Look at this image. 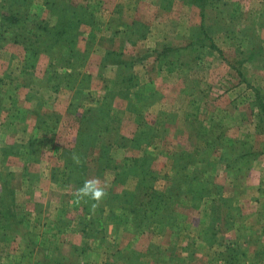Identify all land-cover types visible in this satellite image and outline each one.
<instances>
[{
    "label": "rangeland",
    "instance_id": "1",
    "mask_svg": "<svg viewBox=\"0 0 264 264\" xmlns=\"http://www.w3.org/2000/svg\"><path fill=\"white\" fill-rule=\"evenodd\" d=\"M99 1L73 0L72 3L83 4L82 12L86 11L87 16L90 18L91 26H84L90 28L89 32L91 31L92 34L91 39L89 38L90 42L87 43V48L91 47V50H93L94 46L100 43L105 49V55H102L101 58L99 54H96L91 59V51H89L85 63L82 65V62H80L81 66L76 71H70V73L74 75L85 74L90 78V96L87 99L90 102L93 99L102 100L106 94V88L117 78L116 57L124 60L142 61L133 67L134 75L137 77L136 82L140 83L142 87L156 90L160 96L155 100H150L148 106L139 103L137 116L136 113L127 110L129 106L126 102L123 100L116 101L115 119L120 126V135L128 139H133L136 133L143 129L145 132L157 134L153 145L142 144L143 151L153 152L157 157L152 162V168L147 179L149 182L146 185L151 186L154 190H165L164 188L169 184L168 176L179 177L176 172L171 171V156L181 150L200 153L204 139L197 137L198 132H202V129L209 130L214 126L215 135L218 136L224 133L227 138L232 140H246L247 148H252L256 153H262L245 181L246 190L243 188L239 191L243 192L240 197V205L245 215L242 224L247 228L259 229L260 233L264 231V193H262V190L259 191L260 188L264 191V122L261 121L263 114L260 113V106L256 103L258 97L256 92L259 93L261 101H264V54L254 61H249L243 65L239 64L241 58H243L241 54L247 46V41L242 34L259 37L263 41L264 47V18L260 19V16L264 14V0H229L237 5L235 11L243 14V16L240 14L242 21L230 24L229 32H226L227 28L224 27L227 26L226 23L221 24L224 23L225 18H222L221 22L214 23L211 21L209 26H213L214 30L211 33L214 40L209 43V46L214 44L215 48L208 47L203 50H196L195 46H191L193 40L189 38L190 29L199 30L201 27L200 10L197 7L184 5L181 1L176 2L170 9L160 6L151 9L144 7L143 11H139V14L135 17L129 15L131 12L127 16L119 17L120 21L115 25L116 23L103 24L99 21L98 15L102 11ZM100 3L102 2L100 1ZM224 9L229 11L227 8ZM123 10L124 8H122V14ZM127 10H130V8ZM42 17L49 19L47 13H44ZM132 18L136 21L132 20L130 23L129 21ZM258 20L260 21L259 32L255 33L254 28ZM156 21H163L164 24H159ZM132 26L139 33L146 32L147 35L151 33L152 36L156 37L178 33H184L187 37L184 40L179 38H176V40L173 38L170 40L136 39L135 37L131 38L133 29L128 27ZM84 27H82V35L89 33L83 31ZM105 27L107 28V35L109 31H113L111 34L112 39L105 37ZM115 28L117 29L116 33L120 35H114ZM82 39V36H80L78 40L77 51L80 54L82 53L80 44L84 45ZM174 42H177L178 46L174 45ZM10 44L12 43L7 45ZM7 45L0 49V58ZM168 45L185 48V54L176 57L171 55V52H167L165 56H162ZM28 60L33 63L35 57L30 56ZM0 63L2 65V60H0ZM88 63L91 64L89 68L87 67ZM42 74L43 83H40L32 74L22 76L21 82L20 78H17L16 82L17 84L20 82V87L29 90L28 98L31 97L32 100L37 99V101H40L42 107H45L44 111L47 107H49L47 111L50 109L55 110L54 108H57V105L55 107L53 105L49 106L48 102L51 103L53 96H56L59 90L57 86L51 85L52 87H50L47 84L48 81L54 83V77H52L50 71H47L46 74L41 70L39 76ZM60 115L62 114L60 113ZM74 126L75 124L66 127L72 128ZM17 130L12 128L10 133L17 135ZM44 134L49 135V133ZM22 135L23 133H18L19 140L24 141L27 139ZM54 135V138L53 135H49L54 141L53 143H47L49 148L42 150L39 162L24 165L22 161H17L15 157H12L9 168L12 169L10 172L17 175V178L10 186L11 191H8L10 195L7 199L3 198L2 190H0V224L4 223V220L11 215H15L17 222L22 221L23 226L29 227L33 232L37 247L36 251H31L27 243L21 238L15 237L11 232L4 234L0 231V264H34L37 261L36 258L38 259L40 255L47 254L46 257L51 259L57 257V250L66 255L70 253L72 246H74L72 244L74 240L83 241V243L86 240L83 233L76 232L80 229L78 226L76 227V222L84 216L81 203H72V191L77 186L67 185L64 181L65 175H62L61 179L57 181L58 174L54 168L63 167L64 162L60 158L63 149L58 151V146L55 145L56 132ZM104 136L112 142H115L117 138L109 133H104ZM71 139L68 136L63 143L70 145L72 143L70 142ZM75 139L73 143H76ZM7 141L10 142V145L16 143H13L12 137H8ZM66 151V153H69L73 149ZM94 152L95 150H91L89 153V171L86 179L91 177L101 178L108 184V192L112 191L109 193L113 194H122L124 190L132 191L135 189L137 182L132 178L130 179L128 175L116 182L111 170H108L103 176H98L99 167L96 154L92 155ZM110 154L114 161L113 164L124 165L122 162L125 160V156L141 157L143 152L134 148L123 149L118 146V143H115L110 148ZM208 154V157H210V153ZM213 155L217 156L215 153ZM215 158L217 160L214 162L213 172L218 178L216 181H218L220 187L222 186L225 189V195L230 196L234 193L232 189L234 182L232 178L227 181L224 166L218 161V157ZM125 162L126 166L124 165V168H128L130 163L129 161ZM55 163H58V166L54 165ZM24 172L29 175L24 176L22 179ZM63 173L65 174V171ZM53 174L56 175L54 180ZM154 177H156V180H154ZM110 200H112V197L107 195L97 212H94L93 224L105 231L107 241L116 240L118 242V240L123 241L131 238V234L126 232L123 224L124 219L122 218V212L125 210L122 208V204L126 203L127 199L120 195V198L118 197L114 204ZM137 201L138 198L136 197ZM117 202H119V206ZM133 202L135 203V201ZM114 206H117V208L114 209ZM63 210L67 211L66 219L70 223L72 222V225L67 230L59 233L53 230L58 221L57 218ZM175 210L179 216L176 229L165 230L162 236L147 232L143 239L153 240L154 245H160L163 249H165L164 247L168 249L167 245L164 246L163 243L182 241L187 245L192 244L191 249L193 251L200 249V245L196 248L194 242L201 241L206 243L207 247L203 244L204 247L201 248L202 255H197L196 260L191 264H220L216 253L221 248L214 246L218 248L210 249V243L207 244L204 241V235L208 238L211 237L208 233L206 234L211 226L207 218L208 213L202 212V208L192 207L187 202L176 206ZM109 211H113V214H109ZM113 217L115 218L113 219ZM73 227H76V229ZM232 233L236 234L232 242H236L238 234L236 231H231ZM261 241L260 247L264 250V234ZM83 243L79 246L82 247ZM253 246L251 244L250 249H248L247 264H257L263 258L261 256L255 261L253 251L255 248ZM39 247L43 248L45 252L40 253L38 251ZM107 247H96L94 244L88 243L84 249L85 252L82 254L76 253V258L80 256L82 264L90 260L96 263L99 262L98 264H104V258L99 256V253H103ZM170 248L173 250L174 245H171ZM184 249L181 244V250L184 251ZM147 260H150L149 257L146 258Z\"/></svg>",
    "mask_w": 264,
    "mask_h": 264
},
{
    "label": "trees",
    "instance_id": "2",
    "mask_svg": "<svg viewBox=\"0 0 264 264\" xmlns=\"http://www.w3.org/2000/svg\"><path fill=\"white\" fill-rule=\"evenodd\" d=\"M34 1L1 0L0 49L8 43L20 44L30 56L37 57L39 54L44 53L51 58L54 67L58 63L62 67L72 68L76 71L81 66L79 63L82 62L83 65L87 58L86 55L77 51L78 40L82 35V27L91 26L86 11L82 12L83 4H73L72 0H43L41 6H34ZM179 1L184 5L194 6L200 10L201 27L199 30L190 29L189 34V38L193 40L191 46H195L196 50H203L208 47L215 48L214 44L209 46V43L214 40L211 33L214 30L213 26H209L211 21L214 23L221 22L222 18H225L226 20L221 24L226 23L227 26H224L227 28L226 32L230 31V24L242 21L241 15L243 16V14L237 13L235 11L237 5L229 0H160L159 6L170 9ZM224 8L229 11H225ZM44 13L48 14L49 19L42 17ZM262 17L264 18V14L260 16V19ZM51 19L55 20L53 24ZM245 21L247 22V20ZM259 22L258 20L254 28L255 33L259 32ZM128 28L133 29L131 38L145 39L147 37L146 32L139 33L134 26ZM242 36L245 37L247 46L241 54L243 55L239 62L241 65L254 61L264 54L263 41L259 37L243 34ZM185 50V48L168 45L162 56H165L167 52H171V55L181 57L185 54ZM116 59L117 78L106 88V94L102 100L93 99L88 102L90 78L85 74L74 75L70 72L62 74L50 72L54 77L53 84L57 86L59 94L63 90L72 92L67 111L70 115H79L80 122L73 151L66 153L67 151L63 150V152L61 150L60 158L64 162V166L54 168L58 174L57 181L61 179L62 175H65L64 181L67 185L80 187L88 175L89 153L91 150H95L98 152V176H103L108 170H111L115 176V182L124 179L127 175L137 182L135 189L132 191L124 190L122 194L108 192L109 197H112V200H110L113 202L112 204L118 200V197L120 198V195L127 199L126 203L122 204V208L125 209L122 212V218L124 219L123 224L126 232L131 234L132 237L144 236L147 232L162 236L165 230L176 229L178 227L177 218L179 219L175 210L176 206L187 202L192 207L202 208V212L208 213L207 218L211 226L206 234L208 233L211 237L208 238L204 235V241L207 244L210 243V246L218 245L221 248L216 253L220 264H247L248 249H250L251 244L255 248L253 250L255 261L263 256L261 262L257 264H264V250L260 247L264 231L260 233L259 229L247 228L242 224L245 215L240 205V197L243 192L239 191L243 188L246 190L245 181L262 153H256L252 148H247L246 140H232L227 138L224 133L218 136L215 135L216 131L212 126L211 129H202V132L200 131L197 134V137L204 139L200 153L181 150L171 156V171L176 172L178 178H175L174 175L168 176L169 184L164 188L165 190H154L151 186L148 187L146 185L149 182L147 180L148 175L152 168V162L157 157L153 152L143 151L142 144L153 145L157 134L145 132L143 129L136 133L133 139L121 136L119 123L115 119V103L118 100H123L129 106L127 110L136 113L137 116L139 103L148 106L150 100H155L160 95L156 90L147 89L136 82L137 77L134 75L133 67L142 61L124 60L120 57H116ZM32 65L34 66V64ZM47 84L52 87L50 81ZM256 94H258L256 103L259 104L260 113L263 114L261 121L264 122V101H261L258 92ZM2 99L0 96V112L3 110ZM30 99L32 98L30 97ZM42 106L41 103H38L33 112H22L25 117L33 113L37 117L36 126L26 142L13 144L0 150V166L4 163L3 161L10 157L22 158L26 163H37L40 161L42 150L49 148L47 143H53L54 133H57V129L62 123V115L53 109L47 111L49 107L44 111L45 107ZM44 133L53 135V138ZM104 133L113 134L117 137L115 142L110 141L104 136ZM115 143H118V146L123 149H139L140 152H143V155L141 157L125 156L126 158L122 163L126 166L125 161H129L128 168H124V165H115L112 163L114 161L110 154V148ZM73 152L80 155L82 160L80 166L73 163L71 159ZM208 153H210V157H208ZM214 153L217 156H214ZM215 157H218V161L224 166L227 181L232 178L234 182L232 188L234 193L230 196L225 195V189L222 186L220 187L218 181H216L218 178L213 172L214 162L217 160ZM63 171H65V174ZM27 175L29 174L24 172L22 177L24 178ZM55 176L53 174V180ZM16 178L17 175L13 172H0V190H2L1 194L4 199H7L10 195L8 191H11L10 186ZM154 180H156V177H154ZM261 190L264 193L263 189L260 188L259 191ZM136 197L138 198L137 202ZM117 203L119 206V202ZM90 205L91 202L81 203L84 216L76 222V227L80 228L76 232L83 233L86 239L84 245L82 247L72 246L70 253L66 255L57 250V257L51 259L46 257L47 254L40 255L38 259L36 258L37 261L34 264H80V256L76 258V253H84V249L90 241H107L105 231L93 224L95 219L93 214L95 213L91 210ZM116 208L117 206H114V209ZM95 211L97 212V209ZM109 214H113V211H109ZM66 218L67 211L63 210L57 218L58 221L54 226V230H52L59 233L67 230L72 222L70 223ZM4 221L0 224L1 232H4V234L7 232L13 233L15 237H19L27 243L31 251H36L35 236L29 227H24L22 221L17 222L15 215H11ZM76 227L73 228L76 229ZM231 231H236L238 234L236 242L226 240V234ZM191 247L192 244L185 247L183 255H169L168 251L160 245H152L146 252H140L132 248L115 249L117 251L113 254V261H119L121 264H191L197 257V251H193ZM38 251L40 253L45 252L41 247ZM147 257L150 260L146 261Z\"/></svg>",
    "mask_w": 264,
    "mask_h": 264
},
{
    "label": "crops",
    "instance_id": "3",
    "mask_svg": "<svg viewBox=\"0 0 264 264\" xmlns=\"http://www.w3.org/2000/svg\"><path fill=\"white\" fill-rule=\"evenodd\" d=\"M100 1L102 3H100ZM100 1H99V4L102 7V11L98 15L99 21L102 22L103 24L116 23L115 25H117V23L120 21L119 17H124V15L127 16L129 12H131V14L129 15H132V17L133 16L135 17L137 14H139V11H143L144 7L148 9L156 8V7H159V3H161V2H157L158 0H100ZM42 2L43 0H35L34 6L35 5L41 6ZM122 8H124L123 14L121 12ZM129 8L130 10H127ZM132 20L133 18L129 22L131 23ZM133 21H136V20H133ZM54 22L55 20L51 19V23L53 24ZM156 22H158L159 24H164L163 21H156ZM83 29H84L83 30L84 32L85 31L89 32L90 28L84 27ZM106 29L107 28L105 27V30H104V33L106 34L105 37L112 39L113 37L111 36V34L113 33V31H109L107 35ZM116 32H117V29L115 28L114 35L115 36L120 35V34H117ZM89 33H90V37H89ZM89 33L81 35L82 38L84 39V40L82 39V42L84 43V45L82 46L80 44V47L82 49L81 52L84 55H86L87 58L89 56V51H91V55H90L91 59L92 57H95L96 54H99L100 57L102 58V55H105V49L100 43L95 45L93 50H91V47L87 48V43L90 42V39L92 37L91 31ZM151 36L152 34L150 33V35L148 34L145 39L147 40L149 39L170 40L173 38L174 40H176V38H179L181 40L182 39L184 40L187 37V35L184 33L182 34L178 33L176 35H172V34L160 35L159 37H156V36L151 37ZM173 44L178 46L177 42H174ZM29 57H30V54L26 52V50L24 49L22 45L12 43L5 47V49L3 50V54L1 55V58H0V60H2V65H3L2 66L0 63V67H2L0 69V96H1V99L3 98L2 99L3 100V104H2L3 110L2 112H0V139H1L0 141H2L0 142V150H3V148H6V147H10V142L7 141L8 137L13 138V143L16 142L14 144H21V143L26 142L30 134L33 133L32 131L34 130V127L36 126L37 117H35L33 113L28 114L25 117V114L22 112H25V113L30 112V111L33 112L36 105L40 103V101H37V99L32 100L27 97L29 90L24 87H20L22 76L25 77L26 74L27 75L32 74L40 83H43V79H42L43 74L39 76V73L41 72V70L44 73L46 72V74H47V71H50L52 73L58 72L61 74L69 73L70 71H73L72 68L62 67L58 65V63L54 67V65L52 64L51 58L44 53H41L37 57H35V61L33 63H31L28 60ZM101 58H100V61L102 60ZM89 61L91 62V60ZM32 64H34V66ZM30 67H33V68H30ZM87 67L88 68L91 67V64L88 63ZM17 78H20V82L18 84L16 82ZM50 85H54V84L51 83ZM71 97H72V93L70 91L64 90L60 92V94L58 93L56 96H53L51 103L48 102L50 104L49 106L53 105L55 107L57 105V108H54V109L59 114L60 113L62 114V123L60 125L59 130L57 129V133H56L57 140L55 141V145L58 146V151H61L62 149L64 151L69 150V149L71 150V149H74L75 147V143H73V140L74 138L77 137L80 122H79V115L78 116L70 115L67 111L68 106L71 101ZM11 103H12V107H11ZM14 103H16L17 106L14 105ZM72 124H75V126L72 128L66 127L67 125H72ZM12 128L18 129L16 131L17 135H12L10 133V130ZM20 132L23 133L22 136H25L27 139H25L24 141L19 140L18 133ZM68 136L72 138L70 141L72 143L70 145H65L63 141ZM60 137H64V138L60 139ZM94 154H96L97 156L98 152L95 151L94 153H92V155ZM15 159L17 161H22L24 165H27L26 161L22 160V158H15ZM11 161H12V157L3 161L4 163L0 166V172L2 173L10 172L12 170L9 168V166H11L10 165ZM57 164L58 163H55L54 165L58 166ZM54 165L53 167H55ZM235 236L236 234L234 233L231 234V232H229L226 234V240L232 242V240L235 239ZM82 243L83 241L81 242V241L74 240L72 244L79 246ZM89 243L94 244V246L96 247L108 246L107 249L103 251V253L98 252L99 256H103L102 258H104V261H105L104 264H121V262L119 261H113V258H114L113 254L117 251L115 249L124 250L127 248H132L140 252H146L152 246V244L153 245L155 244L153 240L143 239V236H140V237L131 236V238L129 239H124L123 241L118 240V242L116 240H111V241L109 240V241H103V242L90 241ZM194 243H195L194 246L196 248L197 246L200 245V249L197 251V255H202L203 252L201 248L202 246L204 247V245L206 246V243H202L201 241H195ZM165 244L167 245L168 249L164 247L166 246ZM181 244L183 245V248L188 246L187 243L182 242V241H168L167 243H163L164 246L163 245L162 246L166 249V251H168L169 255H172V254L183 255L184 251L181 250ZM171 245L172 246L174 245L173 250L170 248ZM214 246H210V249L218 248ZM98 263H96L93 260H90V261H86V263L84 264H98Z\"/></svg>",
    "mask_w": 264,
    "mask_h": 264
},
{
    "label": "clouds",
    "instance_id": "4",
    "mask_svg": "<svg viewBox=\"0 0 264 264\" xmlns=\"http://www.w3.org/2000/svg\"><path fill=\"white\" fill-rule=\"evenodd\" d=\"M71 159L74 164L80 166L82 164L81 157L78 153L73 152ZM108 184L99 177H91L86 179L80 187L72 191L73 204L89 203L91 202V210L95 212L108 195Z\"/></svg>",
    "mask_w": 264,
    "mask_h": 264
}]
</instances>
